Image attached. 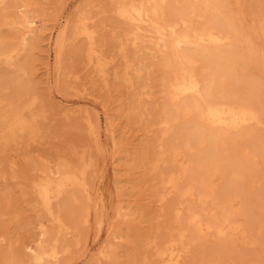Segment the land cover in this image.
<instances>
[{
	"label": "rangeland",
	"instance_id": "374dc122",
	"mask_svg": "<svg viewBox=\"0 0 264 264\" xmlns=\"http://www.w3.org/2000/svg\"><path fill=\"white\" fill-rule=\"evenodd\" d=\"M85 2L0 0V45L17 50L0 61V117L9 114V105L24 107L33 100L26 116L36 131L0 141V259H30L31 247L47 242L61 251L59 264H163L157 245L184 234L189 253L182 264H264V126L250 136L231 133L216 146L208 133L190 141L200 125L177 113L169 98L166 83L173 68L167 62L172 55L160 52L150 33L118 19L115 0ZM23 3L36 10L33 15L47 31L33 55L20 39L24 27L13 25L30 9L18 8ZM242 5L243 14L232 7L227 16L239 28L232 48L243 68L230 79L232 84L214 90L217 95L249 96L264 116V0H242ZM84 10L97 31L95 47L106 64L104 74L98 58L88 57L90 42L74 38L70 28ZM63 26L69 29L59 74L49 42ZM135 34L140 37L137 46ZM196 65L202 69V62ZM98 119L102 149L91 131L98 129ZM177 147L183 159L173 161ZM66 163L88 167L90 206L100 194L105 199L102 229L93 210L90 224L84 222L89 205L85 194L77 201L69 195L54 201L62 223L43 212L32 181ZM187 164L191 168L182 172ZM172 174L179 179L178 191L163 186V178ZM183 188H192L194 197H181ZM236 206L240 209L235 211ZM230 211L240 224L235 233L200 234L190 223L198 214L204 223L217 225ZM101 251L113 256L105 258Z\"/></svg>",
	"mask_w": 264,
	"mask_h": 264
},
{
	"label": "bare ground",
	"instance_id": "6f19581e",
	"mask_svg": "<svg viewBox=\"0 0 264 264\" xmlns=\"http://www.w3.org/2000/svg\"><path fill=\"white\" fill-rule=\"evenodd\" d=\"M1 1L5 2V0ZM174 1L115 0L114 13L117 14L118 19L132 25L136 30H145V32L147 31L146 33H150L148 35L157 41L154 43L156 48L160 52H166L172 55V58H170V60H168L169 62H167V65L173 68V74L166 83L169 98L172 103L176 104L174 110L177 113H181L183 118L188 121L194 118L198 125H200L194 128L191 136L189 135L190 141L194 139L196 140L197 138L195 137L198 136L199 139H202L207 135V133L214 144L218 140L226 138L231 133H235L237 136H250L254 134L255 129L264 126V116L261 108L258 107L249 96L217 95L214 90V88L218 85H225L226 83L230 84V79L241 73L243 68V65L240 64L238 59H236V50L232 48L235 41H237L239 28L236 23H234L233 19L227 16L228 11H230L232 7L238 8V12L240 14L244 13V5L241 6L242 0H184L181 5L173 4ZM17 6L20 9L26 10L30 8L26 15H21V17H23L20 21L15 22L13 25L15 26L20 24L24 27L22 32L23 34L20 39L27 47L26 49H28L31 53H34V51L40 47L42 38L46 36L47 31L45 27H43L44 25L40 26L38 24L37 19L33 15L36 10H33L30 7V4L23 3ZM169 11L173 12L169 15ZM11 12L13 11L11 10ZM89 15L90 14L85 10L82 11L78 17H75V20H72V26L70 28H74L72 31L74 38L84 37L90 42L88 57L90 61H93L95 57L98 58L99 61L97 66L104 74L106 72V64L101 62L102 58L98 56V51L95 47L97 31L90 27L91 18ZM206 16H209L210 18L204 22ZM65 23L69 24V20H67V22L65 21ZM68 24L65 25L68 26ZM64 27L65 26H63V28ZM66 28L69 29L68 27H65L64 30L60 28L62 31L57 32L58 34L55 39L54 36H51V41L49 42L55 52L57 65L54 68H56L55 71H58V73L59 71L61 73L62 58L64 57L63 54H65L64 49L67 46H65L68 32ZM256 30L258 29L254 28V31ZM135 37L134 44L137 46L140 37H138L137 34H135ZM47 38L43 39V41ZM8 48L9 47L0 45V61L3 58H11L12 53L17 51L15 49L16 47L14 49ZM168 58L169 56L166 60ZM199 61L202 62L201 70L197 69L196 65ZM32 101L33 100L28 102L24 107H18L15 105L8 106L7 110H9V114L0 117V141L4 140L5 143H8L11 139H15L18 134L23 133L28 129H31L33 133L36 132L34 131V126L30 123V120H27L26 116V113L34 104ZM177 119L178 118L174 117L172 120L176 121ZM91 127L92 126L90 125V128ZM101 128L102 121L101 119H98V129L91 130L94 134H96L98 144H100L99 129ZM202 128L203 131L201 132ZM105 131H107V129ZM237 145L238 140L234 139V150H237ZM100 146L101 144L99 145V148L102 149V146ZM186 146L187 148L189 147L188 142L186 143ZM214 146H216V144ZM180 151L181 150L178 147L174 149L173 161H177L179 158V160L183 159V154ZM249 155L251 154H246L248 158ZM159 162L160 161H158L155 165L153 164L154 169L158 168ZM189 167V164L184 166V170H182V172H187ZM217 172L218 170L216 173ZM87 173L88 167L84 166L83 163L75 165L66 163L61 165V167L55 171H49L48 169L43 171L42 175L38 179L32 181V190L35 192L40 205H42V210H44L43 212H47V214L54 218L55 221L62 223L64 221H62L61 216L57 215L58 213L56 214V212L54 213V201L61 200L66 195H69L68 198L70 201H77L79 194H85L87 195L85 197H87V203L89 205H87V209H85L86 217L84 218V222H90V217L92 216L91 212L93 210L95 217L98 220V228L102 229L104 219L101 212L105 208V199L103 195L100 194L97 198L95 206L93 208L90 206L91 203H89V201L92 196L89 193L90 181L88 180ZM178 180L179 179H177L173 174L168 177H164L163 186L165 188H171L178 191ZM191 189L188 188L186 191L182 192V194L180 193L181 197H185L186 195L194 197ZM208 196L209 195L207 194L206 197ZM166 197L167 194L162 197V201H164ZM87 199H85V202ZM233 208L235 207L233 206ZM238 209L240 208H237L236 206L235 211ZM232 214L234 215L233 211H230L225 216L224 220L221 223H217V225L213 223H204L200 219V215L193 214L190 218V223L195 226L196 230L200 234L216 232L219 236H224L223 234H227L226 231H239V221L234 222ZM184 240L185 235L181 234L179 238L172 237L165 244L160 246L157 245V259L163 264H182L189 253V248L183 246ZM31 248L32 256L30 259L21 260V258H13L12 256V258L8 257L10 259L7 260H1V258L0 264H45L48 259L56 260V264H59L58 261L60 259L61 251L57 245H51L45 242L37 248ZM103 255L105 258L113 256L110 252H103Z\"/></svg>",
	"mask_w": 264,
	"mask_h": 264
}]
</instances>
